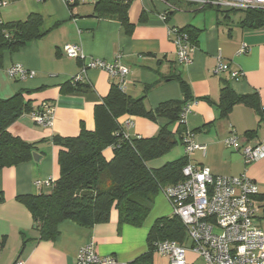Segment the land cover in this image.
<instances>
[{
    "label": "crops",
    "instance_id": "crops-1",
    "mask_svg": "<svg viewBox=\"0 0 264 264\" xmlns=\"http://www.w3.org/2000/svg\"><path fill=\"white\" fill-rule=\"evenodd\" d=\"M0 1L6 3L0 7V22L25 21L29 15L35 14L41 17L44 32L17 52L3 54L0 99L7 100L21 93L33 110L42 103H49L54 108L53 124L49 128L35 125L31 115L27 114L7 129L13 137L37 143L36 153L41 160L0 171L3 198L0 203V264H15L17 260L22 264H76L79 248L91 242L98 256L112 257L116 264H129L143 254L145 241L140 239L138 228L119 226L114 209L105 224L89 229L64 221L54 240L36 242L38 235L33 229L32 217L17 201L19 196H35L49 189L43 184L45 181L58 180L60 148L52 143V138L76 137L81 124L87 130H93L94 107L107 97L112 85L119 86L131 99L142 98L145 110L154 111L160 103L183 99L176 78L183 80L189 89V101L194 103L183 133L190 131L194 142L205 147L204 153L193 151L190 162L207 167L214 176L245 174L254 181L259 196L264 199V158L245 164L242 156L243 147L255 146L264 138V124L260 123L259 112L248 105L236 104L226 117H221L215 106L224 83L236 95H255L259 105H264V27L243 28L240 26L242 14L232 15L224 10L172 3L178 10L166 13V6L159 1L133 0L127 11L132 30L126 32L115 18L94 14L98 0H74L72 4H69L71 0ZM162 15L166 16L165 21L161 20ZM171 28L193 31L194 52L188 67L177 63L176 48L167 35ZM67 44L78 45L83 58L64 56L62 49ZM242 45L247 47L245 53H240ZM92 59L106 63L118 61L128 73L122 81L97 69L82 73L83 67ZM219 61L241 71L242 78L232 81L226 73L216 74L214 69ZM13 65L32 71L33 78L25 81L11 79L6 70ZM79 75L84 77L80 83L88 86L87 92L62 94L61 86L72 84V79ZM127 120H131L132 126L129 129L124 127L123 131L131 137H153L161 126L167 124L163 118L153 122L135 116H123L119 123ZM179 126L177 121L168 129L176 134ZM204 126V130L196 132ZM231 135L238 140L237 149L224 144ZM104 156L110 159L111 149H106ZM162 165L157 160L147 163L149 168ZM37 181L42 184L40 187L35 186ZM257 212L259 221L264 223L261 211ZM258 226L264 231L263 224Z\"/></svg>",
    "mask_w": 264,
    "mask_h": 264
},
{
    "label": "trees",
    "instance_id": "trees-1",
    "mask_svg": "<svg viewBox=\"0 0 264 264\" xmlns=\"http://www.w3.org/2000/svg\"><path fill=\"white\" fill-rule=\"evenodd\" d=\"M130 4L123 0H98L94 5V14L97 17L115 18L126 32H130L132 26L127 17ZM228 12L242 13L240 26L243 28L264 27V10ZM41 26L42 19L35 14L29 15L25 21L0 22V66L5 52L15 53L27 43L40 38L44 34ZM182 30L188 34L191 42L195 40L193 31ZM176 80L183 99L160 103L154 111L145 110L142 98L131 99L119 86L112 85L107 97L94 107L93 130H87L81 124L76 137L52 138V143L60 148L57 156L58 180L49 187V193L17 197V201L27 208L32 217L33 229L38 235L36 242L54 240L59 234V225L64 221H72L89 229L105 224L109 222L113 209L117 211L119 226L138 228L149 215L153 199L160 190L183 180L182 169L189 161L186 155L158 168L147 166V163L167 154L176 144H183V126L179 123V115L182 107L190 102V95L187 84L178 77ZM87 90L88 86L80 82L67 83L60 88L64 95L85 94ZM236 104L248 105L258 112L260 109L255 95H236L224 83L215 105L220 116L226 117ZM32 111L31 103L24 101L21 93L7 100L0 99V171L32 161L37 143L24 142L7 132L11 124ZM123 116L141 117L153 122L163 118L167 124L161 126L153 137H131L126 135L124 125L119 123ZM177 121L180 126L173 134L168 128ZM204 129L205 126L196 132ZM108 148L112 153L110 159L104 156ZM254 201L264 220V199L258 193ZM1 202L3 198L0 193ZM161 241L186 243L185 228L179 218L172 215L157 219L146 237L147 251L129 264H153L154 244Z\"/></svg>",
    "mask_w": 264,
    "mask_h": 264
},
{
    "label": "built area",
    "instance_id": "built-area-1",
    "mask_svg": "<svg viewBox=\"0 0 264 264\" xmlns=\"http://www.w3.org/2000/svg\"><path fill=\"white\" fill-rule=\"evenodd\" d=\"M45 1V0H38ZM131 2L133 0H123ZM163 3L167 12L178 10L172 3H183L196 6L199 9L213 8L224 11L229 10H264V0H155ZM71 0L69 4H72ZM0 1V7L5 6ZM165 21L166 16L162 15ZM167 35L176 48L177 63L188 67L192 63L194 46L188 34L182 29L171 28ZM247 47L242 45L240 53H245ZM67 58H83L78 45L67 44L62 49ZM87 69H97L107 72L120 81L128 73V69L120 62L106 63L101 60H90L83 67L82 73ZM7 75L15 81H25L34 76L20 65L10 66ZM216 74L226 73L232 81H238L243 73L232 69L227 63L219 61L214 69ZM84 79L79 75L72 79V83ZM194 103H186L180 112L179 123L185 126ZM54 108L49 103L33 110L31 119L39 127L49 128L53 124ZM260 123L264 124V105L259 109ZM124 127L132 126L131 120L124 121ZM182 145L185 155L189 156L195 150L205 152V147L196 144L190 131L183 133ZM228 148L237 149L238 140L234 135L224 140ZM245 164L256 162L264 158V138L255 146L242 148ZM183 180L179 183L162 188L160 191L167 200L173 216L179 218L185 228L186 243L178 244L171 241H161L154 244V252L166 257L169 264H189L186 253L199 257L204 264H264V231L257 223V207L254 198L258 189L252 179L245 174L236 177L214 176L204 166L188 164L182 169ZM53 181L43 184L50 187ZM42 184L35 182L36 187ZM189 243V247L186 244ZM15 264H22L18 261ZM76 264H116L112 257H100L94 250L93 243L79 248L76 255Z\"/></svg>",
    "mask_w": 264,
    "mask_h": 264
},
{
    "label": "rangeland",
    "instance_id": "rangeland-1",
    "mask_svg": "<svg viewBox=\"0 0 264 264\" xmlns=\"http://www.w3.org/2000/svg\"><path fill=\"white\" fill-rule=\"evenodd\" d=\"M235 14L241 16L242 13L241 12H236V13L232 12V15H235ZM184 155H185L184 146L181 144H176L167 154H165L161 158L157 159V161H159L161 164H164L167 162L177 160L178 158H180L181 156H184ZM50 190L51 189L49 188V189L43 191V193H45V194L49 193ZM165 200H166L165 197L163 196L162 192L160 191L153 199V205L152 206H154L155 208L152 207L149 215L144 220L143 224L140 227H138V229H137L138 234L140 235V239L142 238V241H145V247H144L143 253H145L147 251L146 237H147L148 231L150 229V226L160 216L171 217L173 215L170 206L168 205V203ZM257 216H259V212H257ZM257 223L263 224V226H264L263 221L261 222L258 220ZM186 245L187 246H185V247L188 248L189 243ZM186 259H187L189 264H204L199 257H197V256H195L189 252L186 253ZM153 264H169V262H168V259L166 257H161L158 254H155L153 257Z\"/></svg>",
    "mask_w": 264,
    "mask_h": 264
},
{
    "label": "water",
    "instance_id": "water-1",
    "mask_svg": "<svg viewBox=\"0 0 264 264\" xmlns=\"http://www.w3.org/2000/svg\"><path fill=\"white\" fill-rule=\"evenodd\" d=\"M32 160L35 162V163H39L40 160H41V156L39 154H37L36 152H33L32 153Z\"/></svg>",
    "mask_w": 264,
    "mask_h": 264
}]
</instances>
